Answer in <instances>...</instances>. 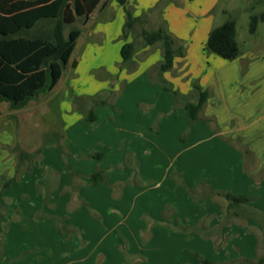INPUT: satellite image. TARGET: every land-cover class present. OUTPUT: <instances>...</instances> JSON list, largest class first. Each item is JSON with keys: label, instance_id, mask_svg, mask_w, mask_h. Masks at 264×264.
I'll return each mask as SVG.
<instances>
[{"label": "crops", "instance_id": "1", "mask_svg": "<svg viewBox=\"0 0 264 264\" xmlns=\"http://www.w3.org/2000/svg\"><path fill=\"white\" fill-rule=\"evenodd\" d=\"M125 1L134 17L159 3L144 0L136 11ZM164 1L163 28L183 52L165 72L161 48L151 46L122 64L120 49L131 42L122 38L123 5L112 4L113 14L102 0L78 28L62 76L40 103L60 126L59 143L41 146L30 173L2 193L0 264L223 263L264 254V49L232 61L206 57L200 5H186L196 29L175 0ZM194 85L209 97L190 123L184 104L196 101ZM7 165L14 175V157ZM95 172L104 179L92 185ZM217 193L250 202L229 207Z\"/></svg>", "mask_w": 264, "mask_h": 264}, {"label": "trees", "instance_id": "2", "mask_svg": "<svg viewBox=\"0 0 264 264\" xmlns=\"http://www.w3.org/2000/svg\"><path fill=\"white\" fill-rule=\"evenodd\" d=\"M101 2L102 0H0V104L8 103L11 110L18 111L40 94H47L53 90L80 36V30L74 27L65 34V27L72 26L76 21L85 24ZM117 2L124 6L125 22L122 38L126 39L127 31H131L135 24L146 18V14L134 17L133 11L126 7L125 0H117ZM263 21L264 14L251 15L249 33L253 35L258 23ZM39 22L50 23L51 30L32 35V30ZM140 36L145 46L160 45L162 62L158 66L159 72L170 70L174 58L183 55L182 46L163 27L151 31L142 29ZM204 50L225 61L238 58L240 52L233 18H228L223 24L210 30ZM135 52L132 42L124 43L120 49L122 64L129 63ZM194 90L196 101L184 104L190 123L197 122L198 115L209 97L208 92L202 91L197 85H194ZM60 138L59 133L53 132L44 144L49 142L58 144ZM40 150L41 148L34 153H28L18 147L12 150L18 153L15 176L0 185V209L3 191L13 185L24 163L30 164L31 160L41 152ZM97 156L100 157L101 154ZM29 164L24 169L26 174L31 170ZM103 179L102 172H95L89 176L92 185L101 183ZM217 194L224 196L229 202V207L250 202L245 196ZM3 249L4 245L0 243V257ZM198 258L196 264H264V254L255 259L238 258L223 263Z\"/></svg>", "mask_w": 264, "mask_h": 264}, {"label": "rangeland", "instance_id": "3", "mask_svg": "<svg viewBox=\"0 0 264 264\" xmlns=\"http://www.w3.org/2000/svg\"><path fill=\"white\" fill-rule=\"evenodd\" d=\"M133 1L135 2L133 4L134 8L136 11H139L141 8L139 6L143 5L144 0ZM105 3H107V1H105ZM116 3H118L117 0H109L110 7L112 4ZM167 3L168 1L159 0V3L146 14V18L144 17L143 20L135 24L131 31H127V37L131 38L136 52L145 47L140 36L142 29L151 31L158 27H163L164 22L161 18V14ZM174 5L177 15L186 14L189 16L188 22L196 29L199 22L193 21L192 18V15L195 13H193L194 11L191 7L194 5H200V9L197 13L199 17L197 16V19L201 20V27L205 25L209 30L223 24L228 18H233L236 24L237 43L240 52L238 58H240L241 55H247L248 50H250L252 46L259 47L261 50L264 49V22L258 23L256 32L253 35L249 33L250 16L264 14V0H195V2H184V4L175 0ZM186 5L191 7H186ZM112 8L113 7H111L109 11L114 14L115 12ZM128 9L133 11L134 14V9L132 7H128ZM177 19L178 17H175L176 21ZM81 25L82 23L80 21H76L72 26L65 27V34H67L70 28H80ZM50 30V23L39 22L32 30L31 34L45 33ZM158 48H161L160 45L155 44L151 46L150 52H154ZM208 56L218 57L206 51V57ZM240 62L243 65V62L246 63V60ZM43 99H45V96L41 94L39 99H35L34 102L18 111L11 110L8 103L0 104V185L2 182L8 181L15 176V173L10 176L9 170H6L9 168L7 163L12 157H14L16 166L18 153L12 151L15 147L29 153H34L50 138L51 133H58L60 131V126L55 122L53 115H51V113L49 115V113L44 110V107H40V103ZM28 164V162H25L21 167L19 173L16 175L15 182L18 180L21 171H24ZM5 202L10 203V200ZM8 263H10V261Z\"/></svg>", "mask_w": 264, "mask_h": 264}]
</instances>
